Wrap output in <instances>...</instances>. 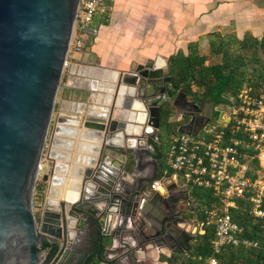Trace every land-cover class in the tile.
Wrapping results in <instances>:
<instances>
[{"label": "water", "instance_id": "obj_1", "mask_svg": "<svg viewBox=\"0 0 264 264\" xmlns=\"http://www.w3.org/2000/svg\"><path fill=\"white\" fill-rule=\"evenodd\" d=\"M78 3L0 0V264H148L154 250L183 254L205 233L204 221L183 216L193 208L166 213L182 199L171 192L174 176L156 205L146 195L158 193L150 184L161 156L160 105L173 106L177 132L196 135L209 119L197 109L205 102L187 99L190 81L175 87L156 58L126 71L79 62L68 86L88 95L55 121ZM146 164L151 174L141 176Z\"/></svg>", "mask_w": 264, "mask_h": 264}, {"label": "built area", "instance_id": "obj_2", "mask_svg": "<svg viewBox=\"0 0 264 264\" xmlns=\"http://www.w3.org/2000/svg\"><path fill=\"white\" fill-rule=\"evenodd\" d=\"M113 3L79 0L63 75L66 69L71 74L84 66L71 58L70 51L84 50L87 38L83 34L90 35L87 28L96 16L108 19ZM229 100L227 107L217 109L215 119H208L196 135L176 132L171 136L165 159L174 172L150 184L163 191V181L174 176L188 190L199 186L218 197L217 205L212 203L211 208L203 210L204 225L213 224V238L211 254L202 264H218L217 254L228 244L257 246V241L241 235L242 227L232 218L231 209L238 201H244L249 214L264 229V75L258 84L244 86Z\"/></svg>", "mask_w": 264, "mask_h": 264}, {"label": "crops", "instance_id": "obj_3", "mask_svg": "<svg viewBox=\"0 0 264 264\" xmlns=\"http://www.w3.org/2000/svg\"><path fill=\"white\" fill-rule=\"evenodd\" d=\"M91 27L96 32L88 36V45L74 61L126 71L149 58H160L165 63L159 66L167 74V58L178 50L186 54L190 42H196L199 53L207 56L206 63H216L219 60L212 61L210 57V43L217 36L229 33L238 38L245 33L257 38L264 36V0H114L108 19L96 16ZM63 86L69 87L68 82ZM69 88L74 89L77 97H70L60 90L54 106L55 121L68 120L78 103L85 101L81 97L83 88ZM203 109L201 112L208 117V112ZM133 164L131 161L126 171H132ZM140 167L138 174L141 176L151 174L149 164ZM173 179L169 186L173 196L179 198L185 194V185L181 180ZM127 180L131 186L133 180L130 177ZM156 191L158 193L146 191V195L152 198L148 201L150 206L167 195L166 189ZM188 192L189 198L193 199L190 190ZM184 200L175 201L176 210L181 209ZM203 231L199 229L200 233ZM188 253L180 255L187 256ZM154 256L147 258L146 262L163 264Z\"/></svg>", "mask_w": 264, "mask_h": 264}, {"label": "trees", "instance_id": "obj_4", "mask_svg": "<svg viewBox=\"0 0 264 264\" xmlns=\"http://www.w3.org/2000/svg\"><path fill=\"white\" fill-rule=\"evenodd\" d=\"M100 17L106 20L105 16ZM90 35H92L91 32ZM210 47L212 55H220L218 62L206 63L207 56L199 53L196 42H190L186 54L178 50L167 58V74L175 87L190 81L187 97L225 108L230 102V96H236L244 86L258 84L262 79L264 36L257 38L250 33H245L242 38H238L234 33L219 35L217 39H212ZM173 112L174 108L169 102H163L160 105L158 135L161 156L156 178L170 176L174 172L165 159L171 136L177 132L179 124L177 121L170 120ZM214 112L217 116L218 111ZM35 193L39 196L42 193L41 180L36 182ZM190 195L196 204L204 205V209L211 208L212 203L218 204V197L210 189L194 186L190 188ZM231 215L233 220L242 227L241 235L257 241V246L243 248L225 245L217 254L218 264H264V229L260 221L249 214L247 205L242 200L231 209ZM204 218L205 212L202 211L199 214V220ZM204 229L205 233L190 243L187 256L173 253L169 258L165 256L162 258L167 261V264H202L211 254L213 224L204 225ZM43 245L46 246L47 243ZM88 264H97V262L91 259Z\"/></svg>", "mask_w": 264, "mask_h": 264}, {"label": "rangeland", "instance_id": "obj_5", "mask_svg": "<svg viewBox=\"0 0 264 264\" xmlns=\"http://www.w3.org/2000/svg\"><path fill=\"white\" fill-rule=\"evenodd\" d=\"M230 34V33H229ZM83 37L85 38H88V35H84L83 34ZM87 45H88V43H87ZM71 52V58L72 59H75V60H78V57L80 56V54H81V52H78V51H75V50H71L70 51ZM220 56V55H219ZM219 56H215V57H213V55L212 56H210L211 57V60L212 61H218V60H220V58H219ZM67 72H68V69H66V71H65V74L63 75V77H62V80H61V87L59 88V91H58V93H57V97H58V95H59V93H60V90H63V92L65 93V94H68V96H70V97H73V96H75V97H77V95H74V93H73V91H74V89L73 88H69V87H67L66 88V86H63V84H67V82H68V76H69V74H67ZM75 76V75H74ZM72 79H73V77H72ZM73 87V86H72ZM87 95H88V91L85 89V90H83L82 89V93H81V97L82 98H86L87 97ZM231 97V96H230ZM218 106V105H217ZM214 106H213V104L212 103H206V106H205V110L208 112V114H209V119H210V121H213L214 119H215V117H216V115H214V111H216V110H212V108H213ZM216 107V106H215ZM220 107H222L221 105H220ZM226 108V107H225ZM211 111V112H210ZM213 115V116H212ZM51 127L52 126H50V129H49V131L51 132ZM49 132V133H50ZM40 200V196L39 195H37V193H35V196H34V202L35 203H37L38 201ZM204 208H205V206L204 205H202V204H196L195 203V209H194V211L192 212V213H190V215H192L193 217L194 216H197V215H199L200 214V212L202 213V211L204 210ZM36 212V211H35ZM36 215H37V212H36ZM209 227V226H208Z\"/></svg>", "mask_w": 264, "mask_h": 264}, {"label": "flooded vegetation", "instance_id": "obj_6", "mask_svg": "<svg viewBox=\"0 0 264 264\" xmlns=\"http://www.w3.org/2000/svg\"><path fill=\"white\" fill-rule=\"evenodd\" d=\"M187 99L189 100V101H191V102H200V101H198V100H194V99H192V98H189V97H187ZM205 106H206V103H205V105L202 107V108H200L199 106L197 107V109H200L201 111H203L204 109L203 108H205ZM213 108H215V110H217V109H220V108H222V107H220V106H214ZM212 108V109H213ZM203 109V110H202ZM190 119V116H186V115H183L182 116V122H186V121H188ZM37 181H40V178H39V176H38V178H37V180H36V182ZM36 185V184H35ZM35 191V190H34ZM35 193V192H34ZM183 198V205H182V207H181V209L180 210H176V208H175V206H174V203H172L173 205H171L170 204V206H171V209H168L167 211H166V213H171V212H177V211H183V210H185V209H192L193 208V210L195 209V201L193 200V199H191V198H189V200L188 199H186V198H184V195L182 196ZM183 216H189V217H191L195 222H200V220H199V215H197V216H192V215H190L189 214V212L188 211H184V213H183ZM193 240H191L190 241V243L192 242ZM163 251H164V253L165 254H168V251L165 249V248H163L162 249ZM189 251V250H188ZM188 251H186V252H188ZM173 253H175V252H173ZM172 253V254H173ZM154 258L155 259H157L158 260V262H161V263H163V264H165V262H166V264H167V261L165 260V259H163L162 258V256L163 255H160L159 257H158V252H157V250H154ZM158 257V258H157Z\"/></svg>", "mask_w": 264, "mask_h": 264}, {"label": "bare ground", "instance_id": "obj_7", "mask_svg": "<svg viewBox=\"0 0 264 264\" xmlns=\"http://www.w3.org/2000/svg\"><path fill=\"white\" fill-rule=\"evenodd\" d=\"M161 63H163V60H160V58H158V60H157V65H162ZM145 116L143 115V114H140L139 116H138V120L139 121H145ZM140 129V124H138V125H135V127H134V129ZM149 128V127H148ZM67 129V128H66ZM62 139H64V138H62ZM66 140V139H65Z\"/></svg>", "mask_w": 264, "mask_h": 264}]
</instances>
